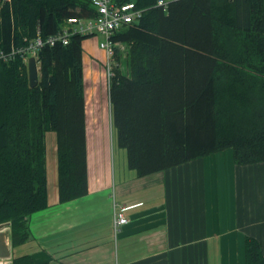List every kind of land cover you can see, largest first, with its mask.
I'll return each mask as SVG.
<instances>
[{
    "label": "trees",
    "instance_id": "trees-1",
    "mask_svg": "<svg viewBox=\"0 0 264 264\" xmlns=\"http://www.w3.org/2000/svg\"><path fill=\"white\" fill-rule=\"evenodd\" d=\"M134 1L142 17L119 29L126 43L110 83L112 123L139 176L227 148L236 164L264 162V0ZM92 0H0V49L46 40L70 17L95 16ZM45 43L38 84L17 54L0 57V224L14 246L28 218L48 202V132L57 141L60 201L89 191L83 42ZM116 55L120 48L115 47ZM14 264H36L30 255ZM246 264H264L262 243L246 239Z\"/></svg>",
    "mask_w": 264,
    "mask_h": 264
},
{
    "label": "crops",
    "instance_id": "crops-1",
    "mask_svg": "<svg viewBox=\"0 0 264 264\" xmlns=\"http://www.w3.org/2000/svg\"><path fill=\"white\" fill-rule=\"evenodd\" d=\"M100 41L83 42L85 80L103 51ZM85 97L88 193L60 201L54 138L49 204L29 216L25 243L14 246L10 233L11 257L0 264L23 255L36 264H246L247 237L264 251V162L236 164L227 148L139 176L124 158L115 163L109 95L90 88ZM118 206L129 222L116 233Z\"/></svg>",
    "mask_w": 264,
    "mask_h": 264
},
{
    "label": "built area",
    "instance_id": "built-area-1",
    "mask_svg": "<svg viewBox=\"0 0 264 264\" xmlns=\"http://www.w3.org/2000/svg\"><path fill=\"white\" fill-rule=\"evenodd\" d=\"M92 4L96 10L95 16L89 18L70 17L61 31L49 36L46 40L38 36L28 44L12 45L9 53H5L0 49V57L10 60L20 54L26 61L29 56H34L38 59V50L45 43L53 45L61 41L64 44H68L70 36L73 34L93 37L102 35L103 39L99 42V48L108 56L109 76H111V58L114 56L116 45L112 40V36L126 25L137 22L142 17L144 10L137 8L134 1L118 5L115 4L114 0H92ZM169 4L170 1L168 0H157V5L161 6L164 11L168 10ZM125 208L124 206L114 208L113 227L116 233L120 231L123 225L129 222Z\"/></svg>",
    "mask_w": 264,
    "mask_h": 264
},
{
    "label": "rangeland",
    "instance_id": "rangeland-1",
    "mask_svg": "<svg viewBox=\"0 0 264 264\" xmlns=\"http://www.w3.org/2000/svg\"><path fill=\"white\" fill-rule=\"evenodd\" d=\"M171 1V0H168ZM99 39H103L102 35H97L96 36ZM129 48L127 47L126 49L120 48V54L116 55L114 53V56L111 58V72L112 75L109 76V69H108V64H109V59L107 54L104 51H101V54H98L96 57V68L91 69L90 65L88 69H90V73L86 74V80H85V90H89L90 88H97L98 92L101 94L106 95V100L108 101V95L110 91V83L112 81V78L115 73V67L120 66V63H122L123 59L126 57L128 54ZM39 63H38V68H39ZM121 69L124 72L128 73V69L125 67L124 63L121 64ZM85 77V74H84ZM85 79V78H84ZM104 100V99H103ZM110 101V97H109ZM110 111V109H109ZM112 116V115H111ZM54 138L56 139V134L55 132H48L47 137H46V146L48 149V158L51 156L52 149L54 147ZM110 141L112 142L111 148H112V154L115 160V163H119L121 160H126V163L128 164V159H127V151L125 148H122L119 145L118 142V135H117V130L116 127L114 126V123H112V130H111V137ZM10 228V225H9ZM11 233V229H10Z\"/></svg>",
    "mask_w": 264,
    "mask_h": 264
},
{
    "label": "water",
    "instance_id": "water-1",
    "mask_svg": "<svg viewBox=\"0 0 264 264\" xmlns=\"http://www.w3.org/2000/svg\"><path fill=\"white\" fill-rule=\"evenodd\" d=\"M29 78L30 85L32 87L38 84V62L34 56L29 59ZM10 222L0 224V258L11 257V247H10Z\"/></svg>",
    "mask_w": 264,
    "mask_h": 264
},
{
    "label": "bare ground",
    "instance_id": "bare-ground-1",
    "mask_svg": "<svg viewBox=\"0 0 264 264\" xmlns=\"http://www.w3.org/2000/svg\"><path fill=\"white\" fill-rule=\"evenodd\" d=\"M91 37H93V36H91ZM117 44V43H116ZM116 46V45H115ZM14 58V57H13ZM24 58V57H23ZM36 58V57H35ZM30 59V56L28 57V60ZM37 59V58H36ZM24 60H25V58H24ZM27 60V61H28ZM26 61V60H25ZM28 63H29V61H28Z\"/></svg>",
    "mask_w": 264,
    "mask_h": 264
}]
</instances>
